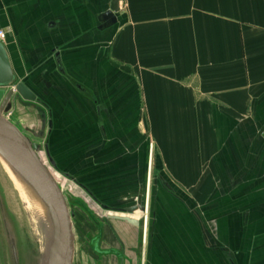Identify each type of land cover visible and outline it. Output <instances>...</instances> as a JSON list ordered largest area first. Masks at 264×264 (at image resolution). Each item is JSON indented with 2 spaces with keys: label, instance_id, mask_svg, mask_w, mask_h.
Segmentation results:
<instances>
[{
  "label": "crops",
  "instance_id": "0c3cea01",
  "mask_svg": "<svg viewBox=\"0 0 264 264\" xmlns=\"http://www.w3.org/2000/svg\"><path fill=\"white\" fill-rule=\"evenodd\" d=\"M0 30L59 173L101 201L132 179L149 199L157 143L174 193L156 189L145 264H264V88L229 90L264 78V0H0ZM195 78L222 94L207 134Z\"/></svg>",
  "mask_w": 264,
  "mask_h": 264
},
{
  "label": "water",
  "instance_id": "95a60500",
  "mask_svg": "<svg viewBox=\"0 0 264 264\" xmlns=\"http://www.w3.org/2000/svg\"><path fill=\"white\" fill-rule=\"evenodd\" d=\"M102 20L116 23L117 17L108 11L102 15ZM36 99L37 95L25 81H19L17 78L8 49L0 40V157L45 204L51 224L50 237L42 248L39 240L37 242L32 239V227L19 200L28 226V243L34 251L32 264H77L78 248L84 245L80 230L85 217L83 208L90 213L86 207L88 203L92 210H100L74 184L68 182V174L62 177L56 171V163L47 152L48 163L45 155L48 147L43 145L46 114L41 105L35 104ZM14 108L16 120L7 116ZM138 210L145 212L146 207H133L128 209V212L133 214ZM106 216L113 224L117 237L126 243L129 249L135 248L136 230L143 232L144 242L146 217L111 213ZM115 238L106 226L105 244H113L116 242ZM125 258L123 264L133 262L128 256ZM84 261L88 259L85 258Z\"/></svg>",
  "mask_w": 264,
  "mask_h": 264
},
{
  "label": "flooded vegetation",
  "instance_id": "af4514ba",
  "mask_svg": "<svg viewBox=\"0 0 264 264\" xmlns=\"http://www.w3.org/2000/svg\"><path fill=\"white\" fill-rule=\"evenodd\" d=\"M48 163V154L45 151ZM57 171V170H56ZM58 172V171H57ZM59 173V172H58ZM1 174V173H0ZM64 176L68 174L66 178L70 183L74 184L82 194H84L91 203L95 204L98 211L91 209L90 204H86L90 213L85 211L83 217V223L81 224V235L84 239V245H81V259L85 264H123L125 256H128L133 262L129 264H145L146 256V244H147V230L145 231V237L143 242V232L139 229L136 230L135 235V248L129 249L126 243L122 242L117 237V232L113 229V224L109 221L107 214H119V215H131L134 217L143 218L145 212L136 211L135 213H129L128 209L133 207H140L142 204H135L129 206H112L101 201L95 196L93 191L88 189L82 183L75 182L73 175L70 173H59ZM65 177V176H64ZM1 178V175H0ZM143 193V192H142ZM20 207L19 200L16 198ZM144 207V206H143ZM21 208V207H20ZM82 210V211H83ZM101 211L103 213H101ZM17 212L14 210L10 201L8 200L0 180V264H32L33 250L28 243V237L26 232L22 229L21 221ZM106 226L116 236L115 241L111 245H106ZM91 236V237H89ZM142 242L144 246L142 245ZM117 245V246H116ZM143 254V256H142ZM88 261H84V259Z\"/></svg>",
  "mask_w": 264,
  "mask_h": 264
},
{
  "label": "rangeland",
  "instance_id": "374dc122",
  "mask_svg": "<svg viewBox=\"0 0 264 264\" xmlns=\"http://www.w3.org/2000/svg\"><path fill=\"white\" fill-rule=\"evenodd\" d=\"M210 80V79H209ZM195 83V88L193 90L192 93L186 94V99H190L191 101L195 102L198 105L197 108V120H198V124L201 123L203 124V133H208L207 127H208V123H209V107L211 106L212 101L213 102H217L220 101V98L222 97V94H218V93H210V86H208V84H206V79L205 78H195L193 80ZM251 82L253 84H251ZM234 83L230 86L229 90L235 89L238 87V83L241 85V83H243V85L247 86L249 84L252 85V88H250L249 94H246V97L248 96L247 99H251V97L253 96L254 93H256L258 91V89H262L264 88V78L261 79H252V78H243V79H230V84ZM258 87H256V86ZM234 86V87H232ZM253 86H255L253 88ZM220 90V88H216L213 87V91L215 90ZM253 90V91H252ZM251 92V93H250ZM151 96H154V101L151 100ZM150 96V107L151 109L150 111V117H157L158 115L161 116L162 115V111L160 110H156L154 109L152 106L154 107H161V103H159L157 101V95H151ZM255 96V95H254ZM159 103V104H158ZM15 112H16V108H14L13 110H11L7 116L12 119V120H16L15 118ZM202 120V121H201ZM200 133V132H199ZM163 164L162 162L159 161L158 155H157V143L153 142L150 143V152H149V182L150 184H152V190L150 193V198L145 199V195L144 193L140 192V188H139V182L134 181V179H132L131 183H128V185L133 184L135 185V188L133 190L134 194L133 196H129V199H109V197H105L103 200V202L107 203V204H111L112 206H116V207H120V206H131L132 204H142V206L147 207L148 211H149V215H150V219H149V227L151 226V216L154 210V199H155V192L158 186H166L167 188H169V190L174 193L173 189H172V180L171 178H169L170 176L168 174H166L163 170ZM0 175H1V184L3 187V190L8 198V200L10 201L11 205L13 206L14 210L17 212V214H19V218L21 221V225H22V229L26 232V234H28V226L25 220V216L23 211L21 210V208L18 205V202L16 201V198H18V200L21 201V203L23 204L26 213L28 215L29 218V223L30 226L32 227V239H34L35 241L38 242V240L40 241V236H38V232H36L35 230V222L41 219V215L39 214L36 202L34 201V199L32 197L29 196L27 190L22 189L21 184L19 183V181H17V179L14 177V175L12 174L11 170L8 168V165L6 163L3 162V159L0 157ZM62 176V175H61ZM169 176V177H168ZM63 177V176H62ZM70 182V181H68ZM68 190L66 189V192ZM129 192V191H128ZM176 192V191H175ZM126 192H124V197H125ZM128 196V195H127ZM106 199V200H105ZM36 209H34V206ZM34 213H36V217L37 220L35 219V215ZM78 229V227H77ZM38 236V237H37ZM36 238V239H35ZM38 238V239H37ZM81 247L79 246L78 248V255H77V264H85L81 262ZM83 261V259H82Z\"/></svg>",
  "mask_w": 264,
  "mask_h": 264
},
{
  "label": "bare ground",
  "instance_id": "6f19581e",
  "mask_svg": "<svg viewBox=\"0 0 264 264\" xmlns=\"http://www.w3.org/2000/svg\"><path fill=\"white\" fill-rule=\"evenodd\" d=\"M3 162L8 165V163L4 159H3ZM8 168L11 170L12 174L17 179V181H19V183L22 186V189L27 190L29 196L32 197L34 199V201L36 202L39 214L41 215V219L38 221L37 217H36V213H34V215H35L34 220H37L35 222L34 227H35L36 232H38V236H40L39 238H40V242L43 246L42 248H44V246L46 245L47 240L51 234V224H50V220L48 218L47 208H46L45 204L32 192V190L27 185H25L23 183V181L18 177V175L12 170V168L9 165H8ZM34 209H36L35 206H34Z\"/></svg>",
  "mask_w": 264,
  "mask_h": 264
},
{
  "label": "built area",
  "instance_id": "2783aa9c",
  "mask_svg": "<svg viewBox=\"0 0 264 264\" xmlns=\"http://www.w3.org/2000/svg\"><path fill=\"white\" fill-rule=\"evenodd\" d=\"M127 1L128 0H124V2H127ZM5 38H6V32L4 30H0V40L4 41ZM145 217H146V230H147V225L149 223V211L147 207H146Z\"/></svg>",
  "mask_w": 264,
  "mask_h": 264
}]
</instances>
